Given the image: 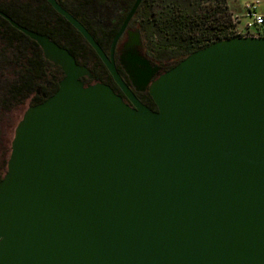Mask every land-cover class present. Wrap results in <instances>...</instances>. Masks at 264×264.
<instances>
[{
	"label": "water",
	"instance_id": "water-1",
	"mask_svg": "<svg viewBox=\"0 0 264 264\" xmlns=\"http://www.w3.org/2000/svg\"><path fill=\"white\" fill-rule=\"evenodd\" d=\"M141 1L107 53L50 0L132 106L104 82L85 85L93 73L67 48L0 12L63 74L14 130L0 264H264V36L192 51L150 82L152 109L114 59Z\"/></svg>",
	"mask_w": 264,
	"mask_h": 264
},
{
	"label": "trees",
	"instance_id": "trees-1",
	"mask_svg": "<svg viewBox=\"0 0 264 264\" xmlns=\"http://www.w3.org/2000/svg\"><path fill=\"white\" fill-rule=\"evenodd\" d=\"M11 16L21 25L30 28L17 15L11 14ZM135 18L140 26L146 56L165 70L196 49L213 41L235 36L232 34L235 22L227 0H142L136 10ZM85 26L100 46L108 52L117 30L113 31L109 42L105 43L98 37L96 30L86 24ZM4 37L6 40V33ZM13 39V43L21 44L19 48L24 47L22 54L25 61L20 66L17 80L12 84L11 93L15 96L23 93V97H28L30 92L34 89L36 91L39 86L48 96L53 94L58 88V81L63 77L60 67H53L52 63L42 56L38 44L15 28ZM82 40L96 60L94 66L85 60L86 49V53L81 54L70 45L57 42L67 47L78 63L86 65L96 81L104 82L115 88L113 78L101 59L83 38ZM25 48H28V51L24 52ZM28 52L29 56H27ZM119 70L123 74L122 70ZM52 76H56L57 80H51ZM45 80H48V85H45ZM41 101L43 99L35 95L30 105ZM143 102L156 109L152 98L150 102L144 99ZM3 176L1 174L0 179Z\"/></svg>",
	"mask_w": 264,
	"mask_h": 264
},
{
	"label": "flooded vegetation",
	"instance_id": "flooded-vegetation-1",
	"mask_svg": "<svg viewBox=\"0 0 264 264\" xmlns=\"http://www.w3.org/2000/svg\"><path fill=\"white\" fill-rule=\"evenodd\" d=\"M54 1L57 4H59L61 7H63L66 11H68L70 14H72L84 26L86 24L91 28H93L94 30H96L98 37L103 42L107 43L109 42V39L113 31L115 30L118 31L120 29L124 19L126 18L135 0H54ZM130 3L131 6H129ZM0 12L5 13L11 18H12L11 14L12 15L15 14L19 18H21L27 25L30 26L29 29H32L42 34H46L56 43H58L57 41L66 43L67 45H70L75 51H78L81 54L86 53L85 48L81 45L82 44L81 40L83 38L82 35L62 14H60L55 9V7L50 2V0H22L21 3H19L17 0H0ZM135 15H136V11L128 21L123 33L116 42L114 49V59L117 64L118 70L121 69L123 72V74H121L122 77L124 78L126 83L131 87L136 97L141 102H143V99L150 102L152 97L149 94L148 86L150 82L156 79L162 72L165 71V69L146 56L142 45L140 26L135 18ZM14 28L15 27L9 22V20L6 17H4L2 14H0L1 43L6 41V43L9 45L14 41L13 39ZM117 31L115 32V34L117 33ZM131 32H137L140 41V48L138 51L126 53V61H127L126 64H128L126 66L128 71L132 75L133 80L137 85V87L132 85V83L129 80V77L125 74V71L120 67V65L116 61V58H118L120 54V50L124 48L127 43H129L130 40L129 35ZM4 33L7 34L6 40L4 37ZM59 45L62 46L61 44ZM38 49L40 50L42 56L44 57L43 51L39 45H38ZM107 53H109V51ZM29 55L30 53L28 52L27 56ZM130 60H135L136 62L135 63L130 62ZM52 66L54 67L53 64ZM148 76L149 79L146 82ZM51 80L55 81L57 80V77L52 76ZM84 81H85V85L98 82L94 79V75L92 79H87L85 77ZM44 83L45 85H48V80H45ZM113 85L115 88L112 89L122 97L124 102L132 106L131 101L124 95V93L122 92L120 87L115 83L114 80H113ZM36 95L41 97V99L43 100L46 97H48V95L44 91H42L39 86L36 88ZM35 104H37V102H35Z\"/></svg>",
	"mask_w": 264,
	"mask_h": 264
},
{
	"label": "rangeland",
	"instance_id": "rangeland-1",
	"mask_svg": "<svg viewBox=\"0 0 264 264\" xmlns=\"http://www.w3.org/2000/svg\"><path fill=\"white\" fill-rule=\"evenodd\" d=\"M17 1L21 3L22 0ZM249 1L255 0H227L235 22L232 32L233 35L237 36L242 34L241 36H244L243 34L246 33L244 31V25L246 22L244 5ZM257 10L264 13L263 1L257 5ZM129 39V43L120 50V54L118 58H116V61L125 71V74L129 77L132 85L137 87L126 66L128 65L126 64V53L138 51L140 48V41L137 32H131ZM81 41V45L87 51L85 60L94 66L96 63L94 56L91 54L83 40ZM19 47H21L20 43L16 44V42H12L8 45L6 41L2 43L0 41V175L2 174V176L3 173H5L4 171H6L7 160L11 151V140L14 136L15 127L36 95L35 89L30 92L28 97H23V93H19L17 96L11 93L12 84L17 80L20 66L25 61V58L23 57L24 55L22 54L24 47ZM26 51H28L27 48H25L24 52Z\"/></svg>",
	"mask_w": 264,
	"mask_h": 264
},
{
	"label": "built area",
	"instance_id": "built-area-1",
	"mask_svg": "<svg viewBox=\"0 0 264 264\" xmlns=\"http://www.w3.org/2000/svg\"><path fill=\"white\" fill-rule=\"evenodd\" d=\"M259 0L246 2L245 7V18L246 22L244 25V36H264V15L257 10ZM242 35V34H241ZM237 35V36H241ZM236 36V35H235Z\"/></svg>",
	"mask_w": 264,
	"mask_h": 264
},
{
	"label": "crops",
	"instance_id": "crops-1",
	"mask_svg": "<svg viewBox=\"0 0 264 264\" xmlns=\"http://www.w3.org/2000/svg\"><path fill=\"white\" fill-rule=\"evenodd\" d=\"M261 1H263V2H264V0H259V3H260ZM259 3H258V4H259ZM230 9H231V8H230ZM260 13H261V12H260ZM261 14H263V15H264V13H261Z\"/></svg>",
	"mask_w": 264,
	"mask_h": 264
}]
</instances>
